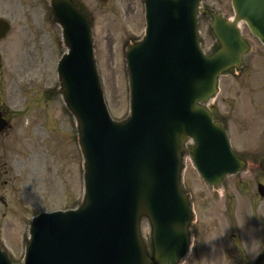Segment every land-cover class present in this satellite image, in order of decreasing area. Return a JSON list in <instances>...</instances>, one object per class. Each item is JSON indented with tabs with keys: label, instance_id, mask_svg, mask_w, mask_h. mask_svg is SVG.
<instances>
[{
	"label": "water",
	"instance_id": "water-1",
	"mask_svg": "<svg viewBox=\"0 0 264 264\" xmlns=\"http://www.w3.org/2000/svg\"><path fill=\"white\" fill-rule=\"evenodd\" d=\"M144 2L146 32L125 52L129 113L114 119L95 58L93 20L76 0H49L66 48L57 92L76 122L84 196L74 209L36 215L24 259L13 262L0 246V264H182L195 220L183 184L188 153L213 189L253 168L209 104L220 78L238 73L255 52L243 27L264 44V0H231L229 17L204 0ZM207 17L217 41L211 52L200 32ZM10 29L0 18V39ZM8 126L0 110V132ZM259 192L264 196L263 184Z\"/></svg>",
	"mask_w": 264,
	"mask_h": 264
},
{
	"label": "rangeland",
	"instance_id": "rangeland-1",
	"mask_svg": "<svg viewBox=\"0 0 264 264\" xmlns=\"http://www.w3.org/2000/svg\"><path fill=\"white\" fill-rule=\"evenodd\" d=\"M93 19L95 54L111 114L129 110L125 52L145 31L143 0H76ZM226 16L230 0H205ZM0 18L11 30L0 40V106L10 126L0 134V244L15 261L25 253L32 217L40 211L72 208L83 195L82 154L76 122L58 90L57 64L66 50L49 0H0ZM211 20H201L203 46L217 45ZM255 46L239 74L221 80L213 101L227 125L235 150L252 160L250 171L231 176L225 187H208L195 169L190 152L184 185L193 195L201 233L183 264H246L240 243L264 241V45L247 27ZM244 221V227L239 226ZM209 241L212 233H220ZM148 235V230H146ZM264 260L261 255L256 264Z\"/></svg>",
	"mask_w": 264,
	"mask_h": 264
},
{
	"label": "clouds",
	"instance_id": "clouds-1",
	"mask_svg": "<svg viewBox=\"0 0 264 264\" xmlns=\"http://www.w3.org/2000/svg\"><path fill=\"white\" fill-rule=\"evenodd\" d=\"M238 223L241 228L244 227V221H239ZM222 234V231L220 233L214 232L208 237V240H214L217 235ZM239 246L242 255L246 259V264H256V261L259 259V257L264 255V241L256 239L255 237H253L250 241L241 242Z\"/></svg>",
	"mask_w": 264,
	"mask_h": 264
},
{
	"label": "flooded vegetation",
	"instance_id": "flooded-vegetation-1",
	"mask_svg": "<svg viewBox=\"0 0 264 264\" xmlns=\"http://www.w3.org/2000/svg\"><path fill=\"white\" fill-rule=\"evenodd\" d=\"M200 225H201V223L199 224V221H198V213H197V210H196V223H195V228H194V241L196 240L197 236H199L200 233H201V227H200Z\"/></svg>",
	"mask_w": 264,
	"mask_h": 264
}]
</instances>
